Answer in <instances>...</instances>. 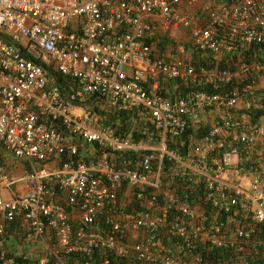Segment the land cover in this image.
Listing matches in <instances>:
<instances>
[{
  "label": "built area",
  "instance_id": "2783aa9c",
  "mask_svg": "<svg viewBox=\"0 0 264 264\" xmlns=\"http://www.w3.org/2000/svg\"><path fill=\"white\" fill-rule=\"evenodd\" d=\"M263 90L264 0H0V264H264Z\"/></svg>",
  "mask_w": 264,
  "mask_h": 264
},
{
  "label": "trees",
  "instance_id": "16d2710c",
  "mask_svg": "<svg viewBox=\"0 0 264 264\" xmlns=\"http://www.w3.org/2000/svg\"><path fill=\"white\" fill-rule=\"evenodd\" d=\"M191 56L193 58L194 63L198 64L203 62L199 53L194 51L191 53ZM46 70L48 72L50 83L58 85L61 91L65 95H67V92L69 91L70 86L72 84L71 79L58 73L52 66H46ZM175 82L176 81H171L168 83L167 89L162 92L165 96L175 98L184 93L185 88L182 86H178L177 89L174 90L173 87L175 86ZM205 89L209 91L215 90L211 86H206ZM262 92L264 93V90ZM92 101L95 102V100ZM94 111L98 121L110 125L113 128L115 135H117L118 137L123 139H129L133 143H147L152 141V143L154 142L155 144V141H153V137H155V135L157 134H155V131L148 124V122H146L143 118L140 117L137 110L134 109L128 111H118L108 105L101 107L96 104L94 106ZM203 129V127L198 128L195 126H191L185 134L173 139V141L169 143V149L175 151L178 154L185 155L187 152V145L190 134L198 136L200 135V133H202ZM78 143L80 144V153L81 155H84L86 150L89 149L90 144L83 143L80 139L78 140ZM137 155V153L132 151L115 154V162L117 163V165H121L122 159L126 157L136 158ZM84 159L88 161V157H84ZM171 167L172 165L170 161L165 160L163 164V172L173 178L165 179L164 181L166 182L168 180L173 179L174 182H179V178H177L176 174H174V170ZM136 205L137 201L135 196H133L132 202L127 206V208L128 210H132V207H136ZM84 259L85 257L80 254H72L67 258V262L75 263ZM205 260L211 261L207 257H205Z\"/></svg>",
  "mask_w": 264,
  "mask_h": 264
},
{
  "label": "rangeland",
  "instance_id": "374dc122",
  "mask_svg": "<svg viewBox=\"0 0 264 264\" xmlns=\"http://www.w3.org/2000/svg\"><path fill=\"white\" fill-rule=\"evenodd\" d=\"M5 155H6V157H7L8 159H10V160H14V157H13L10 153H5ZM9 165H11V163H9ZM130 192H132V191H130ZM130 192H128L130 195L127 194L125 197H127V196H131V197L133 198V195H132ZM31 251L33 252V255H36V252L38 251L37 246H36V245H32V247H31Z\"/></svg>",
  "mask_w": 264,
  "mask_h": 264
},
{
  "label": "crops",
  "instance_id": "0c3cea01",
  "mask_svg": "<svg viewBox=\"0 0 264 264\" xmlns=\"http://www.w3.org/2000/svg\"><path fill=\"white\" fill-rule=\"evenodd\" d=\"M129 197L127 196L126 199H128Z\"/></svg>",
  "mask_w": 264,
  "mask_h": 264
}]
</instances>
